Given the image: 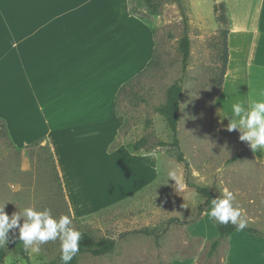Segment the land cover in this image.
<instances>
[{
  "label": "rangeland",
  "instance_id": "374dc122",
  "mask_svg": "<svg viewBox=\"0 0 264 264\" xmlns=\"http://www.w3.org/2000/svg\"><path fill=\"white\" fill-rule=\"evenodd\" d=\"M199 1L198 17L204 18L212 28L201 33L190 30L189 25L191 56L184 71L179 40L185 23L180 5L175 0H166L160 13L153 15L142 2L131 0L139 15L154 23L157 48L154 63L134 82V96H124L119 102V110L127 120L119 140L150 138L152 152L160 155L161 168V174L152 184L139 189L144 181L154 177L155 161L150 156L139 161L119 154L109 157L108 173L106 170L70 173L73 202L90 209L137 190L93 213L73 217L47 141L19 146L5 133L0 122V207L5 205L10 216L33 205L41 210L50 208L56 217L70 215L73 226L81 232L117 239L111 253L102 256L80 253L78 264H172L184 259L194 264L222 263L229 241L221 244L215 256H208L210 240L218 233L208 213L189 225L170 222L172 218L190 221L198 216V206L204 198L189 181L206 185L218 197L223 188L233 191L247 225L264 232V159L257 157L249 142L240 140L242 133L230 132L216 120L213 100L223 69L225 25L214 15L213 0ZM182 4L190 23L187 0H182ZM181 77L183 96L177 147L171 145V130L155 108L164 103L166 89ZM159 141L169 144L160 145ZM179 152L188 160V168L185 161L178 159ZM235 154L240 157L229 161ZM173 169L178 172L183 189L169 178L168 173ZM148 226L156 233L138 232ZM6 248L8 255L0 264H38L59 260L61 255L59 239L40 245L38 254L27 252L28 258L17 254L11 245L7 244Z\"/></svg>",
  "mask_w": 264,
  "mask_h": 264
},
{
  "label": "crops",
  "instance_id": "0c3cea01",
  "mask_svg": "<svg viewBox=\"0 0 264 264\" xmlns=\"http://www.w3.org/2000/svg\"><path fill=\"white\" fill-rule=\"evenodd\" d=\"M187 2L190 30H210L198 17L200 1ZM218 2L225 3L229 18V60L213 107L217 122L227 129L231 114L221 115L225 104L235 95L259 99L264 93V0ZM154 28L131 10V0H0V118L19 146L47 141L73 217L137 191L90 209L73 202L69 174L108 173L109 157L140 161L152 153H133L124 143L110 150L125 123L117 112L118 90L155 56ZM255 153L264 159V153ZM156 179L154 173L139 189ZM222 264H264V238L235 230Z\"/></svg>",
  "mask_w": 264,
  "mask_h": 264
},
{
  "label": "clouds",
  "instance_id": "9594fccd",
  "mask_svg": "<svg viewBox=\"0 0 264 264\" xmlns=\"http://www.w3.org/2000/svg\"><path fill=\"white\" fill-rule=\"evenodd\" d=\"M224 109L225 111L221 114L223 117L231 114L227 130L231 132L239 129L242 133L241 141L249 142L253 152L264 153V93L260 94L259 99L235 95L230 105L225 104ZM149 155L156 162L153 165V171L159 177L160 155L155 151ZM168 176L180 189L184 188L175 169L169 171ZM22 218L23 223H21ZM208 218L210 221H218L223 225L231 224L235 226L237 232H242L247 227V221L243 218V209L236 202V194L228 188H223L221 195L211 200ZM17 229L19 230L18 239L23 242L24 250L29 254L40 253V245L57 239L60 241V259L63 264H70L80 251L79 242L82 232L73 226L72 217L70 215L56 217L50 208L41 210L33 205L21 212H13L10 216L5 211V205L0 207V248L6 247L11 239H15ZM9 230H14L11 237Z\"/></svg>",
  "mask_w": 264,
  "mask_h": 264
},
{
  "label": "trees",
  "instance_id": "16d2710c",
  "mask_svg": "<svg viewBox=\"0 0 264 264\" xmlns=\"http://www.w3.org/2000/svg\"><path fill=\"white\" fill-rule=\"evenodd\" d=\"M142 2L153 15H158L161 11V7L163 3L166 0H138ZM182 10L183 18H184V32L182 34V37L179 40V47L182 54L183 59V69L184 71L188 68L189 59L191 56V37L189 34V22L188 17L186 13V9L184 8L182 4V0H175ZM215 6H214V12L216 14V18L218 22L225 25V28L223 29L222 33L224 35V42H223V69L221 71V79L219 83V87L214 95H216L224 82V77L226 74L227 66H228V60H229V51H228V32H229V18L227 16V8L224 2H218V0H215ZM131 10L135 13H139L131 6ZM155 56L152 58V60L148 63L147 67L137 76L133 77L131 80L127 81L123 86L120 87L117 93V112L119 114H122L119 110V102L124 96H128L131 98V95L134 96L135 89H134V82L154 63ZM183 96V78H179L177 81L172 83L167 89H166V97L164 103L156 106L155 110L157 113L163 116L165 122L167 123L169 129L172 133V142L171 145L173 146H179V137H178V126L181 119L180 116V109H181V99ZM143 101H146L143 99ZM0 122L2 123V126L5 128V133L9 136V131L7 129V124L5 120L0 118ZM127 120H125V123ZM122 129V128H121ZM41 140H37L33 142L32 144L39 143ZM124 143L126 147L133 153L137 152H152V147H150L151 141L150 138L147 136L141 137L138 140L134 141H120L117 139L111 146V149L116 148L118 145ZM160 145H168L169 143L166 141H159ZM50 147V146H49ZM50 149V148H49ZM51 157L54 160V167L56 169V172L58 174V178L60 181V175L57 171L55 158L52 153V150L50 149ZM240 157V154H235L229 161L236 160ZM178 159L180 161H185L186 167L188 168L189 163L188 160L184 157V154L182 152H179ZM61 182V181H60ZM189 185L193 186L196 191L200 194L202 198H204V201L198 206V216L196 219L190 220V221H181L179 218H172L170 219L171 223H177V224H183V225H189L197 222L203 215V213L207 210V208L211 205V200L214 198H217L218 196L210 190L206 186H201L198 184H195L193 182H188ZM218 235L210 240L209 245V251L208 256L213 257L218 252L219 247L222 243H226L229 241L230 235L236 230L235 226L228 224L223 225L220 224L218 221H215ZM15 239H11L8 243V245H11L15 247V252L23 258H28L27 252L24 250L23 242L18 239L19 236V230H15ZM244 231L251 232L254 234H257L264 238V232L248 226ZM14 230H9V236H13ZM138 232H142L147 235L155 234L156 231L154 228L151 227H145L141 230H138ZM80 251L74 256L70 264H78L79 262V254L84 252H89L93 254L94 256H102L106 255L108 253H111L117 244V239L109 236H97L93 234L90 231H83L82 232V238L80 240ZM8 255V250L6 247L0 248V263L4 262L6 256ZM61 256V255H60ZM38 264H63L61 259L59 260H52V261H43ZM216 264H222L217 262Z\"/></svg>",
  "mask_w": 264,
  "mask_h": 264
}]
</instances>
